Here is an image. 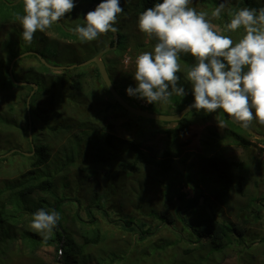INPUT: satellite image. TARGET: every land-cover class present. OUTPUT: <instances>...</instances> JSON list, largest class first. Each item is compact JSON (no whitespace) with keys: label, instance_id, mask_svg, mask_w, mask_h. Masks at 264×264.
Masks as SVG:
<instances>
[{"label":"rangeland","instance_id":"374dc122","mask_svg":"<svg viewBox=\"0 0 264 264\" xmlns=\"http://www.w3.org/2000/svg\"><path fill=\"white\" fill-rule=\"evenodd\" d=\"M96 1H98L96 4H98L99 0ZM239 1L240 0H229L227 8L232 10V6L235 5H237L238 8L242 7ZM260 1L263 2L264 0H258V2ZM219 2L220 0H193L190 6L197 10L208 11L210 13ZM88 3V0H76V5L79 7L77 14H82V12L85 14L84 9L92 6V4L90 5ZM262 5H255L254 8H260ZM132 14L134 13L130 11V13H126L124 18L118 19L119 24L122 25V29L124 31H130L127 50L123 54L118 53V50H114L107 53L105 57L108 67L110 61L111 65L114 64V61H117V74L115 78L116 80L119 78L122 81V86L125 90L129 85L135 86V81L132 78L135 71V57L143 52L145 45H148V43L153 40L139 32L137 21H134ZM75 19V17H71L69 23L74 22ZM227 20L228 16L222 14L221 18L219 20H214L213 23L218 27L219 23L225 24ZM61 23L68 29L65 21H61ZM117 28V32H119L120 29L118 25ZM22 31L23 29L20 24L4 25L0 27V59L10 63L15 56L24 53L27 49H30L29 51L32 52L40 50L41 53L45 54L43 58L48 64L69 67L81 64L93 58L97 52L114 42V39H112L108 33H105L96 40L87 43H82L78 38L76 41L62 40V47H60L57 43H47L45 41L53 42L58 38L51 32L46 31L40 35L36 33L32 43L29 45L22 39ZM226 34L231 35L234 40H238L243 32L240 30L236 33ZM41 38L44 39V41H41ZM138 40H143L145 42L143 44L145 45L139 49H134L135 43ZM4 41L5 43L3 44ZM126 55L131 59V62L127 65L124 62ZM181 66L183 68L182 63ZM25 67H34V69L22 72ZM94 67L93 64H90L84 67H76L72 70H59L57 72V76H59L57 80L60 81L61 87L66 84L65 87L67 88L65 90L62 89L63 93H61L60 96L66 95V90H69V83L72 82L68 78V75H70L69 72H79L82 71L83 68H86L85 71L88 74L86 88L83 94H88L91 92L92 88L99 93H96L98 96L103 97V101H96L94 97H90L91 95L88 97L83 95L78 96L71 91V94L77 96V101L71 100V104H68L74 107L75 112L69 110L67 106L66 109H64V107H61V103H59L56 108L61 111L63 115H57L54 118L53 115L55 114H53L47 124L45 121L46 119L38 118L34 111L33 116L35 119L39 120V122L32 120V123L37 125L33 127L32 124V131L30 132L28 130V139L30 143H28L23 130L19 133L15 125L6 124L7 122L1 120L2 117H0V129L2 130L0 131V156L10 159L3 162V165H0L2 168L0 173V189L5 191V195L7 194V185H9L8 180L18 177L19 173L17 174V170L23 167L22 162L25 160V163H27L29 159L34 156L36 151V146H34L35 151H33L34 142L36 140L38 143L50 142L52 144L51 159L47 164L42 166L39 171L45 176H51L53 178L55 184L54 191L57 196L66 195L73 198L74 204L80 199L82 206L85 207L88 206L90 203L89 201H91L92 192L97 193L100 202L102 201V203L106 204L107 211L110 213L114 212L112 215L118 217L125 213H137L138 204L141 201L140 195L143 196L144 200L151 207L158 210L163 208L161 203L168 196L173 202L178 204L180 200L176 193V187H178L180 183L184 184L182 190L187 193L188 198H193L197 191L194 185L198 182V186L200 188L203 186L205 195L211 200V204L213 205V209L217 212L218 218L237 225V228L242 231L245 240V242L242 241L244 247L234 244L227 246L224 252L216 254H214L208 246L200 251L195 250L189 252L190 254H186L183 249H185L187 245L179 241L174 230L166 226L156 231L150 237L145 238V240H139L136 239L133 234L126 233L114 227L112 223H108L104 218L98 215L99 223L95 225V228L100 230L102 241L100 244L88 248V252H90L93 257H106L112 254V252L114 254L117 253L116 256L119 260H116L113 264H158L157 262L164 264L163 260L165 262L168 261V264H264V241H262V238H264V199L259 203L261 208L259 212L252 208L253 202H251L252 197L264 198V144L257 142L259 139L253 136L248 138L252 143L249 149L236 145L232 139L227 140L229 141L228 144L225 143V140H222V146L220 148L222 153L229 160L240 163L243 162L245 164L244 170L236 169L234 171L235 178H238L241 173L246 175V179L243 180V191L238 190L237 186L234 185L225 198L219 197V195L214 192V188L219 185L220 180L218 181L212 168L206 167L202 160V155L206 154L203 141L212 138L214 132L224 135L225 131L229 129L228 124L222 120L219 115H215L207 122H201L197 112L189 115L191 120H193V124L191 125L189 133L184 138L178 139L177 145H181L187 141H189V143L185 146H181L183 154L176 159L173 170L168 173H163L151 167H144L140 172L126 176L117 168L111 169L112 173L110 172L107 175L104 174L105 170L101 172V174H94L92 170L87 171L85 168L88 166L92 168L93 166L91 157L94 155L92 151H95L94 149L96 148L92 147L94 148L92 149L87 142L93 139L96 134H94L95 130L81 125L86 119L92 122V127H95L97 130L103 128L113 134L118 140L140 141L142 147L152 155H162L168 149L167 142L170 140V137L164 132L165 129L163 128L162 131L158 130L154 135L145 133L146 135L143 136L138 134L140 131L136 126H133V131H129L127 126L128 122L132 121V117L125 115V112L120 108L119 109L124 113L121 111H114L113 114H110L106 119L101 118L105 114V112H103L105 103L112 102V100L110 96L100 88V83L93 78ZM40 73H42L43 76L40 77ZM13 75L19 82H30L39 85L36 93V95L39 96V100L36 101V103L39 109L43 108L41 109L42 113L45 111H55V107L50 102L51 91L49 92L50 96L46 95L49 90L48 87L52 89L53 81L50 80L44 72V64H42L39 58L28 55L19 59L15 64ZM122 75L128 77L129 80L123 81ZM45 85L46 88L44 87ZM116 85L120 92L121 90L123 91L117 82ZM35 90L36 89H31L30 86L26 85L16 91L19 92L21 96L16 98L14 103L19 107L18 112H21L19 114L20 117H15L17 120L15 123L25 125V116H23L24 114L22 113V111H24L22 109L23 98L27 93L30 95L32 91L34 92ZM1 96L0 94V114H2V116L11 117V111L8 106L10 103H7V100H2ZM157 104L158 105L154 108L156 113L175 114L170 102L167 104ZM131 116L137 119L138 124L143 127L148 125V130H145L146 132H150L149 130L155 127H168L171 125L158 121L155 122L154 120H145L135 115ZM63 124L73 125L71 131L69 132L67 129H64V126L63 129H60ZM174 124L175 122L172 123V125ZM49 126L53 128L58 127V131L51 133ZM250 128L264 135V125L258 124L255 120L252 122ZM8 130H10V136L8 135ZM49 133L59 136L57 140L61 141L58 142L55 138L46 139V135ZM30 138H32V140L35 139L33 143ZM71 140H74L73 146L76 145L75 140L82 141L83 145L80 153L75 152L74 154V151H72L73 147L70 146L72 145ZM29 144L32 147V152H25L24 150L29 149ZM118 146L119 149L116 151V154H123V152H121L124 146L123 143ZM12 147L14 149L7 151ZM16 149L30 154H24L25 159L18 155V153L15 154L14 157H11L12 152ZM73 154V160H68V157L72 158ZM130 155L131 153L125 155V158L130 157ZM29 166L31 165L27 167ZM187 174H189V178L192 181L190 184L185 183L184 180ZM178 176L180 178H178ZM172 178H177L176 184L171 188L170 193L165 195V192H169L167 187ZM117 183L120 186L119 191L122 188L120 184L124 186L122 192L125 190L127 191L123 193L124 197L110 194V192H112L110 187ZM41 196L46 198L49 203L55 201V197L49 192H42ZM117 196L122 198H118ZM74 206L75 205H69L64 210L68 223V216L72 214L75 209ZM197 217L198 215L195 214L190 220L195 221ZM7 235L6 233V236ZM192 248L194 247H191V249ZM37 254L42 256L46 264H60V261H62L61 256L56 255V249L54 247H43ZM37 258L38 255L30 254L29 250H24L22 253L15 251V255L13 254L8 263L5 262L4 264H38Z\"/></svg>","mask_w":264,"mask_h":264},{"label":"trees","instance_id":"16d2710c","mask_svg":"<svg viewBox=\"0 0 264 264\" xmlns=\"http://www.w3.org/2000/svg\"><path fill=\"white\" fill-rule=\"evenodd\" d=\"M9 3L15 2V0H0V27L4 25L11 24H20L16 16L17 14H23V5L19 3L15 6H11ZM88 4H92L98 2L96 0H88ZM156 0H121V6L124 8V12L121 14L119 19L124 18L126 13H130L132 11V17L134 21H137V16L140 12L145 10L148 7L153 6ZM239 4H242V7H255V5H262L260 7H264V1L258 2V0H240ZM132 5V6H131ZM131 6V7H130ZM91 7L84 9V12H88ZM238 8L237 5L232 6V10L235 11ZM79 7L76 5L75 9H73L72 13L68 14L66 18L63 20L66 22L68 29L73 28L76 24H83V12L82 14H77ZM71 17H75V21L69 23V19ZM64 23V22H62ZM119 27V43H118V53L123 54L127 50V44L129 41L130 31H124L122 29V25L117 23ZM223 23H219L218 27H223ZM14 29V27H13ZM16 29V28H15ZM51 32L53 35H56L58 38L53 42L45 40L47 43H57L60 47L62 40H75L78 38L76 35L66 32L60 23L53 24L51 28L47 30ZM39 35L41 32H37ZM44 33V32H43ZM108 35L114 39V33L108 32ZM229 35V34H228ZM6 41V40H5ZM3 42V44L5 43ZM41 41L44 39L41 38ZM78 41V40H77ZM145 43L143 40L136 41L135 48L139 49L144 46ZM155 41L152 40L145 45L143 51H150L154 46ZM114 42H112V45ZM69 47V46H67ZM66 48V47H63ZM30 50V49H27ZM26 50V51H27ZM42 57H45V54L41 53L40 50H36ZM98 53V52H97ZM96 53V54H97ZM95 54V55H96ZM16 57V56H15ZM109 61V60H108ZM180 64H183V68L185 69L193 63V58L191 56H182L180 59ZM43 64V63H42ZM9 66L6 60L0 59V94L2 100H7V103L10 104V114L9 116H2L0 114L1 120L6 121V124H13L18 128V132L24 131L26 139L28 143L30 140L28 139V130H29V119L27 115V107L26 102L28 98V93L23 98V107L22 113L25 116V125L15 123L16 118L20 117V112H18V105H15L14 101L16 98H19L21 94L16 92L19 88L12 81ZM117 61H114V64L111 65V61L108 67V71L110 77L112 78L115 87L119 91L116 82L123 89L119 93L133 106L142 108L151 112H155L154 108L158 104H143V100L129 97L124 87L122 86V81L118 78L116 80L115 75L117 74ZM86 68H83L82 71H72L69 74L74 76L72 82L69 83V90H66V95H61L62 89H67L65 86L61 87L60 81L57 80L59 76H57V71H53L50 68L44 65V72L53 81L52 89H50V85H48V92L46 95L51 94L50 99L52 105L55 107V111H45L42 113L41 109L38 108L36 101L39 100V96L36 94L32 97L31 100V109H32V120L35 122H39V120L35 119L33 116L34 111L36 112L38 118H45L46 124L49 123V120L55 116H62V112L59 111L56 106L61 103V107L64 109L69 108V110L75 112L73 106H70L71 100L77 101V96L71 94L73 91L78 96L83 95L85 97H94L96 101H103L102 96H98L99 94L96 90L91 88V92L88 94H83L86 88L87 82V72ZM59 74V73H58ZM56 75V76H55ZM43 74H40V77ZM123 81L129 80L128 77L121 76ZM93 78L100 83V88L110 96L112 102L105 103L104 116L101 118L106 119L110 114H113L114 111H121L122 109L125 115L132 117V121L128 122L127 129L129 131H133V126L139 128L138 134L141 136L150 134L154 135L158 130L162 131V128L165 129L164 132L170 137V140L167 142L168 149L162 155H152L147 152L142 147L141 142H135L133 140H118L115 138L113 134L104 130L103 128L98 130L96 135L94 136V140H88V145L92 147H96L95 151H92L94 155L91 157V163L93 164L92 168L88 166L85 170H92L94 174L103 172L104 174H108L111 172V169L117 168L122 174L130 175L136 174L140 172L144 167H151L157 169L163 173H168L173 170L174 165L176 163V159L181 157L183 152L181 146H185L189 143V141L184 142L181 145H177L179 138H184L190 131L191 125L193 124V120L189 116L191 113H198V117L201 122H207L212 119L215 115H219L222 120H224L229 129L225 131L224 135H220L217 132H214L213 137L203 141L205 147V153L202 155L203 163L206 167L212 168L215 177L220 182L219 185L214 188V192L219 195V197H226V195L230 192L232 187L237 186L238 190L243 191V180L246 179V175L241 173L238 178H235L234 171L236 169L244 170L245 164L243 162H235L229 160L220 150L222 140H225V143L228 144L232 139L236 145L242 146L245 149H249L252 146L251 141L248 139L252 137L248 132L235 125L229 118L228 114L224 113L223 110H217L216 113L206 114L202 110L201 111H192L185 118H183L179 122H175L174 125L169 122H163L167 126L155 127L150 132H146L147 126H142L138 124L137 119H135L132 114L123 109L118 102L112 97L108 88L106 87L98 67H94ZM181 83L185 85L188 90V94L184 97H178L173 95L170 98V104L174 109L175 113L183 110L191 101H193V96L191 95L190 85L187 84L183 75L181 76ZM46 88V85L44 86ZM32 89V87H30ZM97 93V94H96ZM34 102V104H33ZM14 103V104H13ZM36 103V104H35ZM67 104V105H66ZM34 106V107H33ZM120 108V109H119ZM112 110V113H111ZM109 113V114H107ZM8 114V115H10ZM17 116V117H16ZM16 117V118H15ZM140 118V117H139ZM144 119V118H142ZM10 120V121H9ZM146 120V119H145ZM153 121V120H150ZM3 122V124H4ZM156 122V121H155ZM2 123V122H1ZM33 124L35 127L37 124ZM81 125H84L87 128L92 126V122H89L87 119L85 122L83 121ZM67 129V131H71L73 125H65L63 124L60 129ZM58 128V127H57ZM57 128H53L49 126L51 133H55L58 131ZM110 128V127H109ZM0 131H2L0 129ZM4 131V130H3ZM44 131V130H43ZM146 133V134H145ZM8 135L10 136V130H8ZM59 136L53 134H47L46 139L55 138L58 139ZM37 141V140H36ZM60 142L61 140H57ZM100 141V142H98ZM72 142V151L80 153L82 151V141L75 140L76 145L73 146L74 140ZM257 142L264 144L263 140H257ZM123 143V149L121 152L123 154H116L119 146ZM51 143H39L36 145V153L33 157L29 159L27 163L25 160L22 162L23 167L17 170V174L19 176L14 179H9L7 185V194L5 195V191L0 189V264L8 263L9 259L12 258L13 254L15 255V251L19 253L24 252V250H29L30 254L38 255L37 263L38 264H46L45 260L42 258L39 253L40 249L43 247L50 248L54 247L56 249V255L61 256L62 261L60 264H113L117 258V253H113L106 257H93L90 252H88V248L96 246L101 243L102 235L99 229L95 228V225L99 223L98 215L104 218L108 223H112L114 227L118 229L133 234L136 239L145 240V238L150 237L156 231L160 230L163 227H168L171 230H174L177 235L179 241L185 243L187 247L183 249V251L187 254L189 252H193L195 250L200 251L206 246L211 248V251L216 254L219 252H224V249L227 246H231L234 244L242 245V241L245 242L244 237L242 235V231L237 228V225L221 220L218 218L217 212L213 209V205L211 204V200L205 195L203 186L200 188L199 183L195 184L197 191L193 198H188L187 193L184 192L183 186L184 184H179L176 187V193L179 197V203H175L168 196L161 205L163 208L158 210L154 207H151L143 198L142 195L141 201L139 202V207L137 209V213L131 212V214H123L118 217H114L112 213L108 212L106 204L100 202L99 196L97 193L92 192L91 201H89V205L83 207L81 200L78 199L77 203L74 204L73 198H70L66 195L57 196L54 189L55 184L54 180L51 176H45L43 173L39 171V169L47 164L52 155ZM12 148H9L7 151H10ZM28 152H32V147L29 144V149L25 150ZM114 152V153H113ZM20 155L24 158V154L16 151L11 157H14L15 154ZM119 153V152H118ZM131 153L130 157L125 158V155ZM74 154L71 157H68V160H73ZM30 157V156H29ZM9 158H1L0 165H3V162L7 161ZM128 159V160H127ZM10 160V159H9ZM89 162V161H88ZM28 165H31L27 167ZM0 167V173H1ZM112 173V172H111ZM178 178H180L178 176ZM185 183L190 184L192 181L189 178V174L186 175ZM177 178H172L169 183L168 191L165 192V195L169 194L171 188H173L176 184ZM121 185V190L119 191V184H115L110 189L112 192L110 194L121 195L124 197L123 193L127 191H123L124 186ZM42 192H49L55 197L54 202H48L46 198L41 196ZM107 194V193H106ZM128 195V194H127ZM118 198H122L117 196ZM264 198L260 197H252L251 202H253V209L257 212L261 210L259 203ZM69 205H75V209L72 214L68 216L69 223L66 221L67 216L64 213V210ZM124 206V205H123ZM44 208L46 210L52 209L56 210L60 213V221L57 226L54 228L51 238L47 241L43 240L40 234L35 232L30 227V222L32 219V215L38 209ZM197 214L198 217L194 220H190V218ZM258 217V216H256ZM6 233L8 234L6 236ZM106 239V238H104ZM103 239V240H104ZM264 241V238H262ZM191 247H194L191 249ZM114 254V255H113ZM190 254V253H189ZM162 261V260H161ZM158 264H162L161 262H157ZM164 264H168L169 262H165Z\"/></svg>","mask_w":264,"mask_h":264},{"label":"clouds","instance_id":"9594fccd","mask_svg":"<svg viewBox=\"0 0 264 264\" xmlns=\"http://www.w3.org/2000/svg\"><path fill=\"white\" fill-rule=\"evenodd\" d=\"M15 2L23 5V14H17L16 19L23 29L22 39L29 45L37 32H46L76 7V0ZM228 2L220 0L209 13L190 6L193 0H156L153 6L140 12L137 28L155 43L150 51H143L135 57L132 75L135 86L129 85L126 94L143 100L146 105L167 104L173 95L184 97L188 94L181 83L183 75L193 96L190 109L202 110L206 114L223 110L245 129L254 120L264 125V7H240L233 11L227 8ZM123 12L121 0H99L93 10L84 14V23L69 30L82 43L91 42L102 34L116 33ZM222 14H226L228 20L221 28L213 21L219 20ZM240 30L243 34L238 40L226 34ZM182 56L193 58V63L185 69L179 62ZM124 62L126 65L131 62L128 55ZM32 69L34 67H25L22 72ZM107 83L110 87L109 79ZM90 128L95 130L94 134L98 132L95 127ZM37 144L35 141L34 146ZM60 219L58 211L40 208L33 213L30 227L47 241Z\"/></svg>","mask_w":264,"mask_h":264},{"label":"water","instance_id":"95a60500","mask_svg":"<svg viewBox=\"0 0 264 264\" xmlns=\"http://www.w3.org/2000/svg\"><path fill=\"white\" fill-rule=\"evenodd\" d=\"M20 2H13V3H9L7 2V4L11 5V6H15L17 4H19ZM97 4L95 3L92 8L90 10H93V8H95ZM61 24V26L63 27V29L68 32V33H71L73 35H75L74 32L70 31L69 29H67L61 22H59ZM115 35V42L113 45H109L107 46L106 48H104L103 50H101L98 54H96L93 58L81 63V64H76V65H73V66H69V67H61V66H53V65H50L47 63V61L40 55L38 54L37 52H32V51H29V52H25L23 54H20L18 57H16L12 63H11V66H10V75H11V79L12 81L18 85V86H26V85H31L34 89H38V85L35 84V83H30V82H19V81H16L14 75H13V68H14V65H15V62L23 57H26L28 55H36L41 61L42 63L47 66L48 68L50 69H53V70H72L76 67H84V66H87V65H90V64H95L97 67H98V70L100 72V75L106 85V87L108 88L110 94L112 95V97L118 102V104L123 108L125 109L127 112H129L130 114L132 115H135L137 117H140V118H144V119H148V120H154V121H158V122H169V123H174V122H179L181 121L183 118H185L189 113H191L192 111H194L195 109H190V105L192 104L193 101H191L183 110H181L180 112L178 113H175V114H159V113H156V112H151V111H148V110H145V109H142V108H138V107H135L133 106L130 102H128L120 93L119 91L117 90V88L115 87V84L112 80V78L110 77V74L108 72V69H107V66H106V63L103 59L104 55L106 53H108L109 51H113V50H116L118 48V43H119V36H118V33H114ZM108 79H109V82H110V87H108ZM35 93V91L28 96L27 98V113H28V118H29V131L31 132L32 131V117H31V98L33 96V94ZM230 120L237 126H239L240 128H242L238 123H236L234 120H232L230 118ZM243 130H245L246 132H248L250 135H252L253 137L259 139V140H263L264 141V135L263 134H260L256 131H254L253 129H251L250 127L248 129H245V128H242ZM31 139V142L33 143V140L32 138ZM15 151H19V150H14L12 153H14ZM33 151H35L34 149V145H33ZM21 152V151H19ZM23 154H26V155H29L30 153H24V152H21ZM0 158H2V156H0ZM65 264V263H63Z\"/></svg>","mask_w":264,"mask_h":264},{"label":"flooded vegetation","instance_id":"af4514ba","mask_svg":"<svg viewBox=\"0 0 264 264\" xmlns=\"http://www.w3.org/2000/svg\"><path fill=\"white\" fill-rule=\"evenodd\" d=\"M104 61H105V63H106V59H104ZM95 67H96V65L95 64H93ZM106 65H107V63H106ZM107 67H108V65H107ZM108 69V68H107ZM68 78L71 80V81H73V79H74V76L73 75H68ZM31 87V86H30Z\"/></svg>","mask_w":264,"mask_h":264},{"label":"built area","instance_id":"2783aa9c","mask_svg":"<svg viewBox=\"0 0 264 264\" xmlns=\"http://www.w3.org/2000/svg\"><path fill=\"white\" fill-rule=\"evenodd\" d=\"M143 104H145V102Z\"/></svg>","mask_w":264,"mask_h":264}]
</instances>
